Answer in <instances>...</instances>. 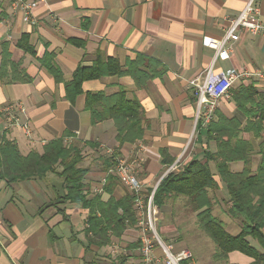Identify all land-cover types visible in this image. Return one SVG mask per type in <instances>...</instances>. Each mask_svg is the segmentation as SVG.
<instances>
[{"label": "crops", "instance_id": "0c3cea01", "mask_svg": "<svg viewBox=\"0 0 264 264\" xmlns=\"http://www.w3.org/2000/svg\"><path fill=\"white\" fill-rule=\"evenodd\" d=\"M12 2L0 0V145L5 137L27 155L42 153L48 142L59 138L78 143L84 154L81 165L89 168L84 180V193L89 195L102 193L103 198H109L103 187L106 160L113 153L120 152L119 157L131 163L141 162L136 169L144 184V196L160 183L165 161L180 156L183 164L203 160L207 150H216V144L208 141L207 127L196 124L197 103L190 81L202 80L210 68L215 72L229 68L264 70V33L239 30V38L228 43L232 48L227 59L203 43L205 36L223 38L230 20L249 0H39L32 22L25 21ZM255 2L264 21V0ZM24 35L28 39L22 41ZM28 42L34 52L20 45ZM47 55H52L62 71L60 80L42 63ZM138 55L158 62L142 68L154 73L143 86H137L131 75H110L84 81L83 92L73 100L67 96L65 82L73 78L79 66H92L102 56L115 58L126 67ZM21 70L30 80L12 81ZM251 85L264 101V80L242 78L231 89V96L220 101L214 121L224 114L236 116L245 124L246 115L233 93ZM121 89L128 99L140 101L145 130L141 139L123 146L117 140L113 119L93 124L86 108L88 93L112 95ZM14 104H20L24 111L14 110L18 123L8 126L6 108ZM243 136L259 148L260 139L254 131ZM259 159L255 154L252 171H256ZM210 166L217 174L215 163ZM243 168L241 161L231 163L233 171ZM216 178L220 188L211 195L227 199L225 182L219 175ZM65 191L64 180L57 173L12 182L0 179V264H92L94 259L100 264L119 262L120 252L112 254L116 241L100 249H87L89 210L78 203L56 204ZM126 191L119 183L114 195L121 197ZM128 261H140L139 248ZM252 262L253 258L234 251L227 261L206 264Z\"/></svg>", "mask_w": 264, "mask_h": 264}, {"label": "trees", "instance_id": "16d2710c", "mask_svg": "<svg viewBox=\"0 0 264 264\" xmlns=\"http://www.w3.org/2000/svg\"><path fill=\"white\" fill-rule=\"evenodd\" d=\"M27 39L28 36L24 35L22 41ZM20 45L25 50L34 52L29 42ZM42 63L56 80L62 78V71L52 55H47ZM157 64L152 58L138 55L123 67L115 58L104 59L99 56L92 66H79L73 78L65 82L67 96L73 100L83 92L84 81L110 75H131L137 86H143L154 73L148 74L142 68ZM12 65L16 68L14 63ZM20 72V75L13 76L12 81L30 80L23 70ZM233 99L246 115L245 124L236 116L219 114L218 120L205 126L208 141L215 142L216 150H207L203 160L193 159L183 164L179 170L170 171L157 186L153 202L162 208L170 198L186 196L193 209L199 211L201 228L216 245V261H227L231 252L239 251L253 258L252 264H264V101L262 94L253 85L236 90ZM86 108L91 112L93 124L113 119L120 146L134 143L144 135L143 107L138 99H128L124 89L112 95L90 92L87 94ZM198 126L201 127L202 124L199 122ZM246 131H254L260 139L258 149L252 140L243 136ZM255 154H259L260 159L256 171H252L251 163ZM112 155L106 160L107 177L103 187V191L110 194L108 199L103 198L102 193H84V180L89 168L81 165L84 160L83 150L78 143H68L64 138L48 142L42 153L32 151L24 155L17 143L4 137L0 145V179L12 182L44 178L49 173H57L63 178L66 191L59 194L55 203H78L89 210L88 225L85 228L87 249L90 246L100 249L111 245L115 238H122L128 229L138 227L140 221L135 192L126 187L127 191L121 197L114 195L117 185L122 181L113 171L119 162L117 157L120 152ZM174 161L175 159L170 158L165 163L168 166ZM237 161L244 163L243 170L231 169V163ZM211 162L215 163L217 174L212 171ZM216 175L226 184L231 203L230 214L243 217L241 230L237 234L230 233L224 222L213 214L210 190L220 188ZM137 243L129 246L130 249L135 250L142 245V242ZM119 254L117 264H126L130 254ZM92 264H100V261L94 259Z\"/></svg>", "mask_w": 264, "mask_h": 264}, {"label": "built area", "instance_id": "2783aa9c", "mask_svg": "<svg viewBox=\"0 0 264 264\" xmlns=\"http://www.w3.org/2000/svg\"><path fill=\"white\" fill-rule=\"evenodd\" d=\"M38 4L39 0H13L12 2L13 8L21 11L23 19L27 22L34 21V10ZM260 14V6L256 4L255 0H249L242 12L230 20L228 30L223 38L216 39L205 36L203 38L204 45L217 49L220 58H229V50L232 47L228 43L239 38V30H245L252 34L264 33V21L260 19ZM242 78H260L264 80V70L250 71L248 69L229 68L215 72L210 68L202 80H198V78L192 79L190 83L194 87L197 103L196 124L200 122L202 126H208L213 122L220 101L231 96V89ZM18 109L24 111L20 104H14L6 108L9 119L8 126L18 123V117L13 113L14 110ZM24 129L29 134L30 128L27 123L24 124ZM117 159L119 162L113 171L118 174L127 188L135 192L138 215L144 216L143 220L139 221L140 239L142 242L141 247H139L140 261H128L126 264H197L194 253L190 248H176L172 243L162 240L157 228L159 211L153 202L154 193L159 184L145 199L146 196L143 194L144 184L140 180L136 169L141 166V162L131 163L120 157H117ZM182 165V156H180L167 166L161 179L170 171L179 170ZM119 252L118 246L113 245L112 254H118Z\"/></svg>", "mask_w": 264, "mask_h": 264}, {"label": "rangeland", "instance_id": "374dc122", "mask_svg": "<svg viewBox=\"0 0 264 264\" xmlns=\"http://www.w3.org/2000/svg\"><path fill=\"white\" fill-rule=\"evenodd\" d=\"M165 171L166 169L162 172V176ZM211 191L215 192L216 190H210V195ZM211 197L213 214L224 222L230 233L237 234L241 230L243 217H234L230 214L229 197L227 199L222 195L219 196L220 198L216 196L214 198L212 195ZM161 210L158 214L157 228L163 241L172 243L176 248H190L195 259L201 264L218 262L214 257L216 245L207 232L201 228L198 219L199 211L193 209V205L186 196L170 198ZM143 217V215H139L140 220H143ZM136 229L137 231L125 232L122 238H115V245H118L120 252H127V254H131L130 256H133V253H138V246L135 250L130 249L132 244L141 242V237L138 235L139 226Z\"/></svg>", "mask_w": 264, "mask_h": 264}]
</instances>
